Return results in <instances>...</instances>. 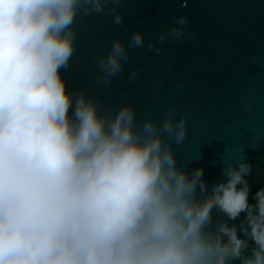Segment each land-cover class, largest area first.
Here are the masks:
<instances>
[{
    "label": "clouds",
    "instance_id": "clouds-1",
    "mask_svg": "<svg viewBox=\"0 0 264 264\" xmlns=\"http://www.w3.org/2000/svg\"><path fill=\"white\" fill-rule=\"evenodd\" d=\"M108 3L120 0H0V264H264V188L250 204L251 166L228 164L227 182L198 199L197 187L207 191L203 168L189 177L171 147L186 138L187 113L177 120L172 107L163 122L137 128L131 106L100 115L81 93L69 115L60 69L75 51L72 25L81 9L100 13ZM175 23L173 43L188 18ZM143 43L137 32L129 47ZM127 59L114 40L98 58L100 79ZM213 208L231 220L246 213L250 257L235 225L207 230Z\"/></svg>",
    "mask_w": 264,
    "mask_h": 264
},
{
    "label": "water",
    "instance_id": "water-1",
    "mask_svg": "<svg viewBox=\"0 0 264 264\" xmlns=\"http://www.w3.org/2000/svg\"><path fill=\"white\" fill-rule=\"evenodd\" d=\"M115 15L122 23L115 22ZM181 16L188 23L183 39L173 43L168 33L180 27L175 21ZM72 29L75 51L67 68L60 69L73 96L70 116L81 93L96 102L100 115L114 117L121 107L131 106L137 128L148 119L163 122L175 107V119L187 113L184 142H171L176 165L189 177L204 170L207 191L202 194L197 187L196 197L204 199L213 185L227 182L223 170L228 164L238 168L243 162L251 166L245 176L248 202L257 203L255 194L264 188V0H120L100 13L84 15L81 9ZM137 32L143 46L129 47ZM161 35L167 36L163 42ZM116 39L128 59L122 71L104 82L98 58L107 55ZM253 56L258 62H252ZM245 104H251L250 110H244ZM245 217L242 212L231 220L213 208L207 230L214 233L221 222L235 225L238 237L249 244L243 256L250 257L256 245L240 231Z\"/></svg>",
    "mask_w": 264,
    "mask_h": 264
}]
</instances>
